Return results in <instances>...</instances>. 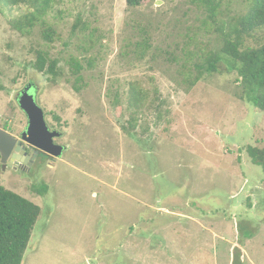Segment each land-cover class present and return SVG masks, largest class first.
Returning a JSON list of instances; mask_svg holds the SVG:
<instances>
[{
	"label": "rangeland",
	"instance_id": "rangeland-1",
	"mask_svg": "<svg viewBox=\"0 0 264 264\" xmlns=\"http://www.w3.org/2000/svg\"><path fill=\"white\" fill-rule=\"evenodd\" d=\"M250 1L218 0L217 17ZM26 10L0 7V127L20 139L27 117L16 97L33 84L66 149L30 165L0 161V185L41 209L22 264H264V170L246 152L264 147V112L239 98L224 62L184 81L198 52L221 45L198 1L53 0L51 42L40 22L29 34L12 27ZM261 42L264 29L248 44ZM39 49L59 59L57 82L33 68ZM70 58L83 65L79 92ZM132 84L158 90L161 108L140 113L130 136Z\"/></svg>",
	"mask_w": 264,
	"mask_h": 264
},
{
	"label": "trees",
	"instance_id": "trees-1",
	"mask_svg": "<svg viewBox=\"0 0 264 264\" xmlns=\"http://www.w3.org/2000/svg\"><path fill=\"white\" fill-rule=\"evenodd\" d=\"M53 0H0L1 8L25 6L26 11L10 20L12 27L29 34L37 23H41L40 35L51 42L54 29L44 21L51 9ZM143 0H127L129 6L139 5ZM207 11V18L220 33L221 45L218 50L198 52L197 60L191 68L186 67L184 81L189 87L195 85L205 74L219 73V65L224 62L227 72L235 71L240 78L242 91L239 98L264 112V42L256 45L248 44L250 39L264 29V0H251L241 13L229 16L222 14L219 19L218 0H196ZM86 26L81 16L77 17L73 27L83 31ZM141 47H148V40L140 42ZM189 51L184 52L182 60L189 58ZM170 55L175 56L173 52ZM33 68L49 75L48 80L57 82L65 76L59 65V59L50 56L49 52L39 49L33 62ZM83 65L78 58H70L69 73L72 87L81 90ZM158 90L151 95L145 89L132 84L128 93L129 122L122 124V129L133 136L139 114L150 110L160 113ZM119 102V97L114 99ZM159 103H158V102ZM246 152L252 163L260 165L264 170V147L248 145ZM40 206L21 194L0 185V264H22L25 251L32 237L33 229L39 218ZM239 228V226L237 225Z\"/></svg>",
	"mask_w": 264,
	"mask_h": 264
},
{
	"label": "water",
	"instance_id": "water-1",
	"mask_svg": "<svg viewBox=\"0 0 264 264\" xmlns=\"http://www.w3.org/2000/svg\"><path fill=\"white\" fill-rule=\"evenodd\" d=\"M32 88V92L30 89ZM17 102L27 117V126L20 134V139L0 127V161L2 169L7 163L15 164L27 162V156L21 148V142L34 146L50 154L53 159L60 157L66 146L55 142V138L62 133L57 129H51L46 121L44 109L37 101V89L30 84L25 85L18 93Z\"/></svg>",
	"mask_w": 264,
	"mask_h": 264
},
{
	"label": "flooded vegetation",
	"instance_id": "flooded-vegetation-1",
	"mask_svg": "<svg viewBox=\"0 0 264 264\" xmlns=\"http://www.w3.org/2000/svg\"><path fill=\"white\" fill-rule=\"evenodd\" d=\"M30 85H32L33 87H35L33 84H30ZM30 92H32V88L30 89ZM21 148L24 150V154L28 157L27 158V162H25V163H19V164H15L14 162H12L11 165H13V167H17L19 165H25V164L26 165H30L36 159H40V161L43 160V159H45V158H48V159H52L53 160V157L50 154H48V153H46V152H44L42 150H37L34 146H32L29 143H26L25 142V144H24V142H21Z\"/></svg>",
	"mask_w": 264,
	"mask_h": 264
}]
</instances>
